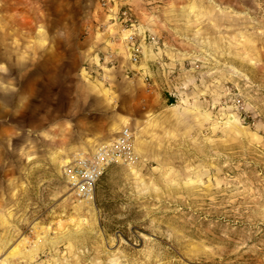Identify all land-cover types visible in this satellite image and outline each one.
<instances>
[{"label":"rangeland","instance_id":"1","mask_svg":"<svg viewBox=\"0 0 264 264\" xmlns=\"http://www.w3.org/2000/svg\"><path fill=\"white\" fill-rule=\"evenodd\" d=\"M107 2L99 29L113 45L84 69L106 80L121 59L153 66L171 101L117 128L133 133L134 160L111 165L85 200L63 174L79 149L18 114L40 37L71 20H46L50 0H0V264H264V0ZM122 4L146 32L137 64Z\"/></svg>","mask_w":264,"mask_h":264},{"label":"crops","instance_id":"2","mask_svg":"<svg viewBox=\"0 0 264 264\" xmlns=\"http://www.w3.org/2000/svg\"><path fill=\"white\" fill-rule=\"evenodd\" d=\"M50 1L56 12H53V18L46 20L71 22L67 32L51 33L45 40L40 37V41H48V44L35 49L40 61L29 71L25 88L21 87L19 102L22 109L18 114L25 110L33 114L36 127L51 143L93 151L96 146L115 139L123 130L117 132V128H121L131 114L137 117L150 112L154 114L167 100L171 101L165 99L162 80L155 78L153 66L140 72L121 59L117 66L103 67L106 80L93 79L84 69L86 61L99 65L101 53L106 54L113 45L99 29L101 22L109 16L102 0ZM61 8L68 12L61 15ZM13 20L29 18L19 15ZM142 48L147 57L146 47ZM120 53L125 56L127 50L121 48ZM133 70L137 73H132L133 78L129 79L128 72ZM149 75L153 78L152 83L145 85L141 79ZM26 99L28 102L35 100V105L24 104Z\"/></svg>","mask_w":264,"mask_h":264},{"label":"built area","instance_id":"3","mask_svg":"<svg viewBox=\"0 0 264 264\" xmlns=\"http://www.w3.org/2000/svg\"><path fill=\"white\" fill-rule=\"evenodd\" d=\"M112 1L114 0H108L109 3ZM118 14L123 32H126L125 41L130 61L137 64L142 55L139 36L143 35L145 38L146 32L142 30L128 5L121 6ZM152 40L156 43L154 38ZM134 157V136L126 127L115 139L96 146L93 151H78L71 162L64 166L63 174L74 196L89 200L94 196L96 183L111 165L128 164Z\"/></svg>","mask_w":264,"mask_h":264}]
</instances>
